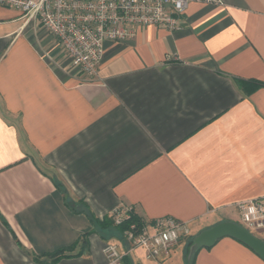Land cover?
<instances>
[{
	"label": "crops",
	"instance_id": "1",
	"mask_svg": "<svg viewBox=\"0 0 264 264\" xmlns=\"http://www.w3.org/2000/svg\"><path fill=\"white\" fill-rule=\"evenodd\" d=\"M219 1L191 2L179 30L107 41L94 78L0 6V264H106L105 244L127 247L108 229L81 256L34 257L93 230L79 210L102 220L119 205L191 227L168 259L137 249L123 264H264L231 237L194 250L203 231L242 225L238 203L264 198V0Z\"/></svg>",
	"mask_w": 264,
	"mask_h": 264
},
{
	"label": "built area",
	"instance_id": "2",
	"mask_svg": "<svg viewBox=\"0 0 264 264\" xmlns=\"http://www.w3.org/2000/svg\"><path fill=\"white\" fill-rule=\"evenodd\" d=\"M191 2L219 4V0H0V6L19 11L26 24L42 27L83 74L94 78L107 41L120 43L135 37L141 27L182 28L180 17ZM243 227L264 230V198L238 203ZM132 206L119 205L111 217L116 225L129 221ZM191 227L171 216L139 225L132 223L123 234L125 250L118 244L103 247L106 264H123V259L141 249L148 259L166 260L179 242L190 236Z\"/></svg>",
	"mask_w": 264,
	"mask_h": 264
},
{
	"label": "trees",
	"instance_id": "3",
	"mask_svg": "<svg viewBox=\"0 0 264 264\" xmlns=\"http://www.w3.org/2000/svg\"><path fill=\"white\" fill-rule=\"evenodd\" d=\"M244 84V83H243ZM255 84V86L257 87H263L264 83L262 82H256L253 83ZM58 187L59 189L63 192L64 195H66V190L64 189V187L58 183ZM67 205L73 210V211H78L77 207L75 205L74 202L72 201H67ZM78 212H83L86 214V216L89 218L90 222L93 225V230L84 234L80 240L70 246H66V247H62L60 249H57L54 252L51 253H47V254H43L41 255V257H37L35 256L34 259L36 261H39V258H46V262H56L62 258L65 257H72V256H81L82 254H84L85 252L88 251L89 249V241H88V237L90 236V234L93 233H99L100 231L103 230H110L111 233H113L114 236H117L120 239H123L124 236V232L127 228H129V226L132 223H136V224H143V220L141 218H139L135 213L132 215L131 219L129 221H125L123 222L121 225H116L112 219V217H105L102 220H99L97 218H95L88 209L86 210H79ZM81 242V247H80V251L78 253H74L75 248L78 246V244H80ZM209 248V247H208ZM197 254L194 256L191 264H195V259H196Z\"/></svg>",
	"mask_w": 264,
	"mask_h": 264
},
{
	"label": "water",
	"instance_id": "4",
	"mask_svg": "<svg viewBox=\"0 0 264 264\" xmlns=\"http://www.w3.org/2000/svg\"><path fill=\"white\" fill-rule=\"evenodd\" d=\"M225 237L240 241L264 260V241L234 222H222L200 233L194 240V250L212 247L218 240Z\"/></svg>",
	"mask_w": 264,
	"mask_h": 264
},
{
	"label": "rangeland",
	"instance_id": "5",
	"mask_svg": "<svg viewBox=\"0 0 264 264\" xmlns=\"http://www.w3.org/2000/svg\"><path fill=\"white\" fill-rule=\"evenodd\" d=\"M256 234V233H255ZM257 235V234H256ZM259 236V235H258ZM264 238V237H263Z\"/></svg>",
	"mask_w": 264,
	"mask_h": 264
}]
</instances>
